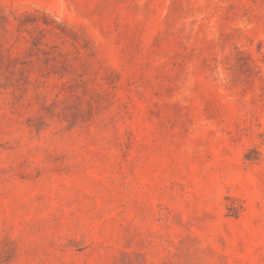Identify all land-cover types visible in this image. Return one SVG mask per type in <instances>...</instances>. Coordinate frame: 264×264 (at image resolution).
I'll use <instances>...</instances> for the list:
<instances>
[{
	"label": "rangeland",
	"instance_id": "rangeland-1",
	"mask_svg": "<svg viewBox=\"0 0 264 264\" xmlns=\"http://www.w3.org/2000/svg\"><path fill=\"white\" fill-rule=\"evenodd\" d=\"M0 264H264V0H0Z\"/></svg>",
	"mask_w": 264,
	"mask_h": 264
}]
</instances>
